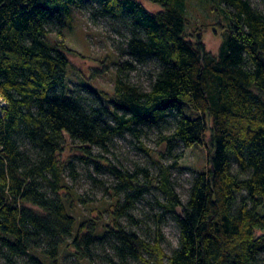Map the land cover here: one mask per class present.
<instances>
[{"label": "trees", "instance_id": "obj_1", "mask_svg": "<svg viewBox=\"0 0 264 264\" xmlns=\"http://www.w3.org/2000/svg\"><path fill=\"white\" fill-rule=\"evenodd\" d=\"M150 1L162 8L151 11L140 0H0V264H63L66 245L87 264L261 260L264 7L251 0H210L221 16L222 42L214 53L201 30L191 29L187 0ZM77 9L129 28L126 53L133 60L117 64L113 93L87 85L65 88L73 50L61 28L71 26ZM150 61L159 69L148 90L123 76ZM152 130L166 145L162 157L173 162L154 161L159 168L153 175L144 166L103 167L118 180L114 202L107 213L78 219L74 207L83 197L62 193L70 188L60 159L65 142L90 154L92 146L108 151L119 136L140 140ZM195 144L207 147L209 165L194 172L183 202L173 172L186 167L174 149ZM67 166L76 176L74 162ZM153 188L167 197L158 206L179 229L171 254L160 229L149 241L122 221L135 219L131 210Z\"/></svg>", "mask_w": 264, "mask_h": 264}, {"label": "rangeland", "instance_id": "obj_2", "mask_svg": "<svg viewBox=\"0 0 264 264\" xmlns=\"http://www.w3.org/2000/svg\"><path fill=\"white\" fill-rule=\"evenodd\" d=\"M151 10H160L162 6L150 0H140ZM260 10H263L264 0H251ZM213 1L210 0H187V13L190 20L191 29L201 30L207 48L216 53L221 46L222 36L218 30L220 14L214 9ZM74 20L71 26L61 28L65 34V40L72 53H69L70 66L68 76L65 81V88L70 89L77 85H87L102 92L113 93L116 84L117 64L131 59L126 53L127 41L129 39V28L125 22L112 18H89V13L84 9H77L73 13ZM55 29V27H54ZM53 35L50 40H55ZM155 62L137 63L136 70H128L124 73L126 79L131 80L135 85H139L148 90L153 74L158 72ZM80 89V88H79ZM84 92V91H83ZM89 101L93 102L92 99ZM162 131L168 133V128L163 125ZM156 130H152L150 135H143L139 140L133 134L117 137L109 145L108 151L100 147H93L90 154L78 147V143L71 140L65 142L61 151L60 159L65 164V181L70 186L69 189L62 190V193L71 191L75 199L79 196L83 200H76L74 212L78 219L90 216H98L101 211L107 213L106 209L113 202L112 192L118 180L113 174L105 171L103 167L114 164L119 168L134 171L139 166L150 169L151 174H157L159 165L154 161L169 164L173 158L162 157V152L166 151V145L158 144ZM31 156L34 149L28 146ZM175 154H183L179 164L185 169H174L173 180L178 196L183 202L189 198L191 180L194 172H202L209 165L207 147L202 144H195L191 148L182 146L174 149ZM86 157L82 159L79 157ZM89 158V159H88ZM100 161L96 163L95 161ZM69 161H73L76 169V176L67 166ZM102 170H98V167ZM122 197V194H121ZM167 197L158 188H153L148 192L143 200L139 201L131 210V215L135 219L127 216L122 218L127 228L136 230L143 238L153 241L158 236V229L163 233L162 246L166 252L172 250L179 243V229L172 214L165 212L158 206V201L164 202ZM111 208V207H110ZM164 215L162 222H159L160 214ZM137 220V221H136ZM73 249L66 245L63 253V264H87L80 262L77 257L71 254ZM257 264H264V254ZM92 264H106L97 259Z\"/></svg>", "mask_w": 264, "mask_h": 264}, {"label": "built area", "instance_id": "obj_3", "mask_svg": "<svg viewBox=\"0 0 264 264\" xmlns=\"http://www.w3.org/2000/svg\"><path fill=\"white\" fill-rule=\"evenodd\" d=\"M0 101H2V100L0 99Z\"/></svg>", "mask_w": 264, "mask_h": 264}]
</instances>
